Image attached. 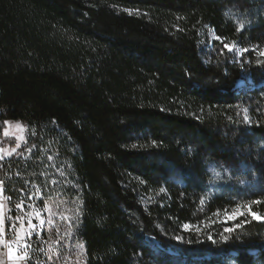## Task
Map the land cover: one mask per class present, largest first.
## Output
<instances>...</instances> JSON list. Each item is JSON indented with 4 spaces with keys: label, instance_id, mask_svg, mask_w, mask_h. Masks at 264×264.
I'll use <instances>...</instances> for the list:
<instances>
[{
    "label": "trees",
    "instance_id": "1",
    "mask_svg": "<svg viewBox=\"0 0 264 264\" xmlns=\"http://www.w3.org/2000/svg\"><path fill=\"white\" fill-rule=\"evenodd\" d=\"M261 51L264 0H0L9 206L79 210L85 264H264V220L228 218L264 201Z\"/></svg>",
    "mask_w": 264,
    "mask_h": 264
},
{
    "label": "snow or ice",
    "instance_id": "2",
    "mask_svg": "<svg viewBox=\"0 0 264 264\" xmlns=\"http://www.w3.org/2000/svg\"><path fill=\"white\" fill-rule=\"evenodd\" d=\"M240 11H242L240 8L235 9V12L237 13ZM233 12L234 10L230 8L228 10V13L226 14H233ZM248 23H250V21ZM245 26H246L245 22L241 21L237 26V31L238 32L243 31L245 29ZM216 39H220V38L216 37ZM224 48H226L229 52H236L241 55L244 52L249 51V49L239 48L235 44H232V45L224 44ZM260 55L264 56V51H261ZM257 62L262 63L261 61H257ZM243 112H244L243 123L250 124L251 120H250V117L247 115L248 109H243ZM3 125H4L2 129L3 135L5 137H14L17 141L15 148H13L11 152L7 151L6 149H0V152H3V156H7V155H11L13 152H16V149L20 148L22 143H26V137L22 134L26 126L21 124L19 121L13 123L7 120L3 122ZM17 133H21V134L18 135ZM29 151H31V149H29ZM3 156H0V159H3ZM49 159H52V157H49ZM61 175H63V173H61ZM53 183H55V181H53ZM3 191H4L3 182L0 181V197H2L3 201L9 200L10 199L9 197L3 196ZM160 191L163 192L164 189L162 188ZM39 192L40 190L37 188L36 193L34 195L39 196ZM28 199H32V197L30 196ZM201 203H203V200H201ZM261 203H264V201L252 200L246 204L237 205V209H239L240 211L237 213L236 209H234L233 214L229 215L228 218L234 219L236 214L243 216L246 210L247 214L251 215L253 219L258 220V221L264 220V215H261L260 213L252 210L253 205H258ZM24 204H25V201L22 199L19 203L16 204V208L20 210L21 212H23ZM28 207L33 208L35 217L39 221V224H34L32 222L31 213L26 214L28 216L26 228L23 224L25 217L24 216L15 217V220L19 221L21 223V226L17 228L16 224L14 223L10 225L9 231H11L14 235H13V239L9 241L5 238V219L12 220L13 218L6 217V214L3 211V209L6 208V205L3 203H0V247L7 249V259H8L9 264H27V261L31 259L30 252H29L31 245L30 243H28V241L31 240L33 234H35L37 239H40V229H42L46 223V221L41 218L40 210L35 209L33 205H28ZM78 208H79V205H78ZM44 210L49 212L47 224L49 225V227H53L54 225L52 221V216L55 215V213L51 212L50 206L47 202H45L44 204ZM80 215H81L80 211L77 210L75 212V215L71 217H66L63 214H61L60 218L66 221H71V220L78 221ZM225 215H228V213L225 212ZM183 227L187 230L190 227V225L185 224L183 225ZM225 231L231 233L233 229L229 228V229H225ZM57 233H59L58 227H57ZM65 235L66 236L72 235L71 228H69L68 231L65 232ZM177 239H179V237H177ZM209 239H211V236H209ZM224 239L227 240L228 237H224ZM13 244L16 245L15 248L12 246ZM77 248L79 249V251L77 252V256L82 257L84 254V245L79 244L77 245ZM41 251L43 250L41 249ZM49 260H51V257H49ZM0 264H3L2 260H0Z\"/></svg>",
    "mask_w": 264,
    "mask_h": 264
},
{
    "label": "rangeland",
    "instance_id": "3",
    "mask_svg": "<svg viewBox=\"0 0 264 264\" xmlns=\"http://www.w3.org/2000/svg\"><path fill=\"white\" fill-rule=\"evenodd\" d=\"M237 55L239 56L240 54L237 53ZM242 83L243 80H240L238 82V85H242ZM11 122L15 123L17 121L12 120ZM19 122L23 124L21 121ZM17 134L19 135L21 133H17ZM22 134L26 137V141H27V127H25ZM14 140L15 143H17L15 138ZM23 144L25 143H22L21 146ZM15 146H10L7 144L4 146H0V149H6L7 151L11 152V150L15 148ZM28 151L29 149H27V152ZM0 156H3V152H0ZM8 156L10 155L3 157H8ZM0 203H2L1 197H0ZM33 204L36 205L34 202ZM48 204L50 206L51 212L55 213V215L52 216V221L54 226L49 227V225L47 224L49 212L44 210V205L41 208L34 206L35 209L40 210L41 218L44 219L46 223L43 226V228L40 229V239H36L35 242H32L30 244L31 245V248L29 249L30 255L41 253L46 257L47 263H52V264H85V250L82 257L77 256V252L79 251L77 245L81 243L75 241L72 235L71 236L65 235V232L68 231L69 229V227L67 226L68 221L62 220L60 217L61 214H63L66 217H69L68 212L64 208H60L56 203H48ZM28 213L32 214V222L34 224H39V221L35 217L33 208H30ZM26 214L27 213L22 212V214L20 215L25 217L23 221L25 228L27 227V220H28V216ZM20 226L21 223L18 221L16 227L19 228ZM57 227L59 228V233H57ZM10 233L11 234H9V238H8L6 236L7 233L5 232V238L9 241L13 239V236L10 237L13 233L12 232ZM12 246L14 248L16 247L15 244H13ZM41 249L43 251H41ZM49 257H51V260H49ZM0 260L3 261V264H9L7 259V249H3L2 247H0Z\"/></svg>",
    "mask_w": 264,
    "mask_h": 264
},
{
    "label": "bare ground",
    "instance_id": "4",
    "mask_svg": "<svg viewBox=\"0 0 264 264\" xmlns=\"http://www.w3.org/2000/svg\"><path fill=\"white\" fill-rule=\"evenodd\" d=\"M3 194H4V191H3ZM18 194H19V198H18V201L16 202V204L19 203L22 199L25 201L23 213H28L29 212L30 208L28 207V205L36 206V205L33 204L32 201H30V199L28 200V197H26V191L25 190H23V189L19 190ZM4 196H5V194H4ZM1 200L6 205V208L4 209L6 217H12L13 218L12 220L5 219V232L8 234V235L6 234V236L9 238V234H11L10 233L11 231H9V227L13 223L16 224V226H17V222L18 221L15 220V217L20 216L22 214V212L16 208V204L12 208V207L9 206L8 200L7 201H3L2 198H1ZM12 212H14L16 214L13 215ZM12 236H13V234L10 237H12ZM34 238H36L35 234H33L31 240H29L28 243H30ZM42 262H46L47 263V261H46V259L44 257L40 256V257H35L34 258L33 256H31V259L29 261H27V264L28 263H30V264H41Z\"/></svg>",
    "mask_w": 264,
    "mask_h": 264
},
{
    "label": "crops",
    "instance_id": "5",
    "mask_svg": "<svg viewBox=\"0 0 264 264\" xmlns=\"http://www.w3.org/2000/svg\"><path fill=\"white\" fill-rule=\"evenodd\" d=\"M4 158H7V157H3V159H4ZM1 198H2V197H1ZM2 203H3V202H2ZM3 204H4V203H3ZM3 249H5V248H3Z\"/></svg>",
    "mask_w": 264,
    "mask_h": 264
},
{
    "label": "built area",
    "instance_id": "6",
    "mask_svg": "<svg viewBox=\"0 0 264 264\" xmlns=\"http://www.w3.org/2000/svg\"><path fill=\"white\" fill-rule=\"evenodd\" d=\"M41 264H46V262H42Z\"/></svg>",
    "mask_w": 264,
    "mask_h": 264
}]
</instances>
